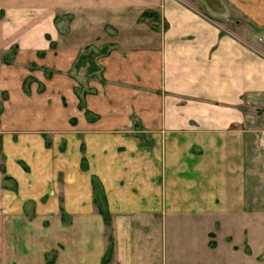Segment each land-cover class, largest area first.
<instances>
[{
	"label": "crops",
	"instance_id": "0c3cea01",
	"mask_svg": "<svg viewBox=\"0 0 264 264\" xmlns=\"http://www.w3.org/2000/svg\"><path fill=\"white\" fill-rule=\"evenodd\" d=\"M226 1L248 38L183 0H0V264L242 251L264 221V0Z\"/></svg>",
	"mask_w": 264,
	"mask_h": 264
},
{
	"label": "rangeland",
	"instance_id": "374dc122",
	"mask_svg": "<svg viewBox=\"0 0 264 264\" xmlns=\"http://www.w3.org/2000/svg\"><path fill=\"white\" fill-rule=\"evenodd\" d=\"M187 4L192 5L193 7L197 8L200 12L207 15L212 21H214L217 25L221 28L231 32L232 30L236 29L238 25L239 31H242L245 37H249L246 35L248 32H255L257 30L252 23H250L245 17L239 14L237 11L231 9L230 4L226 0H215L214 2V9L219 8V12H212L209 10V7L206 6L205 2H210L213 5V0H183ZM108 35L110 37H114L116 35V30L109 28L106 29ZM74 37H77L74 32ZM102 39H98L96 43H100ZM94 48H99L100 46L93 45ZM256 48L261 49L259 45H255ZM95 55L100 53L99 50H92ZM249 225V234L250 237L248 239H244L242 243L239 245H233L232 248L237 250L240 249L242 251L236 252H228V250H220L219 255L217 258V262L214 264H264V221L261 219L260 216L255 215L254 219H250L247 223ZM232 230V234L234 237V241H240L239 232L236 231L235 224L231 223L229 225ZM182 234L176 238V241H179L180 247L182 244ZM230 240V239H229ZM168 241L170 239L168 238ZM229 247V246H228ZM222 249V248H221ZM249 256H247L246 254ZM192 253L189 251V256L192 257ZM253 254V255H252ZM251 255V256H250ZM180 257H183V262L187 263L191 261V257L187 259V256L184 255V252L180 249Z\"/></svg>",
	"mask_w": 264,
	"mask_h": 264
},
{
	"label": "trees",
	"instance_id": "16d2710c",
	"mask_svg": "<svg viewBox=\"0 0 264 264\" xmlns=\"http://www.w3.org/2000/svg\"><path fill=\"white\" fill-rule=\"evenodd\" d=\"M151 15H153L151 11H144L142 13V16L143 17H149ZM80 60H81V57L78 59V62ZM96 69H97V65L95 64V62H91L90 63V66H89V72L96 71ZM47 74H49V73H47ZM76 92L78 93V97H79V106L82 107L83 106V96L88 91L84 90L83 92H79V90L76 89ZM98 210L102 214V216L104 217V222L106 223V225H109L110 224V214H109L108 210L104 209L101 206H98ZM109 239H110V243H109V246H108L107 252H106V253H108V255L111 254L112 249H113V240H112V237L109 236ZM211 245H213L212 242H210V246ZM107 259H108V256L106 258H104V261H106Z\"/></svg>",
	"mask_w": 264,
	"mask_h": 264
},
{
	"label": "built area",
	"instance_id": "2783aa9c",
	"mask_svg": "<svg viewBox=\"0 0 264 264\" xmlns=\"http://www.w3.org/2000/svg\"><path fill=\"white\" fill-rule=\"evenodd\" d=\"M258 144L260 147L264 148V129L259 134Z\"/></svg>",
	"mask_w": 264,
	"mask_h": 264
}]
</instances>
